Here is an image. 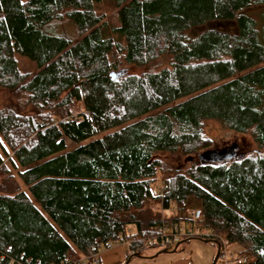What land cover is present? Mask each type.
I'll use <instances>...</instances> for the list:
<instances>
[{"label":"trees","instance_id":"1","mask_svg":"<svg viewBox=\"0 0 264 264\" xmlns=\"http://www.w3.org/2000/svg\"><path fill=\"white\" fill-rule=\"evenodd\" d=\"M263 9L264 0H0V264H71L107 243L125 244L129 259L150 245L165 251L159 230L178 225L199 235L177 245L224 236L247 264H264ZM126 66L148 71L109 76ZM205 120L254 151L179 169L168 158L209 147Z\"/></svg>","mask_w":264,"mask_h":264},{"label":"rangeland","instance_id":"2","mask_svg":"<svg viewBox=\"0 0 264 264\" xmlns=\"http://www.w3.org/2000/svg\"><path fill=\"white\" fill-rule=\"evenodd\" d=\"M264 13V9L262 10ZM261 10H251L249 15L255 18L257 21L260 20ZM111 14L107 15L109 18ZM264 18V15H263ZM60 24V25H59ZM257 30H259V25H256ZM55 31L57 33H62L66 35L73 34V27L70 23H56ZM198 28L194 34L188 37H193L200 32ZM203 29V28H202ZM148 71V67H136V66H126L119 67L118 70L113 73L117 74L116 78L128 76V75H139L142 72ZM8 95L0 90V106L7 100ZM264 105V101H263ZM76 111V110H75ZM114 129L100 132L94 135L92 138L85 140L79 144H84L92 139H97L103 135L113 131ZM200 137L209 141L210 145L207 149L200 152L198 158L194 155L189 157H183L180 155L174 158H168L176 163L179 169H184L191 164L199 161L200 164H216L220 163H230L234 161H239L252 153L255 149L254 144L251 140L244 135L236 134L232 131L226 130L221 127L217 122L212 120L202 121L200 124ZM70 147V143H66ZM79 144H75L77 146ZM72 147V146H71ZM162 178L161 174H157L156 181L153 185V189H157ZM195 203H190L188 208L195 207ZM173 244L168 246L164 251V248H160L156 245H150L144 248L136 257L125 258L120 264H211L212 260L217 251V246L213 242H206L201 239H190L179 243L177 246ZM125 249L127 254V248L125 244H120ZM227 251L233 253L234 260L230 261L229 264H241L240 256L237 255L239 251L238 247L232 245L227 246ZM125 254V255H126ZM214 264H222V262L217 259Z\"/></svg>","mask_w":264,"mask_h":264},{"label":"built area","instance_id":"3","mask_svg":"<svg viewBox=\"0 0 264 264\" xmlns=\"http://www.w3.org/2000/svg\"><path fill=\"white\" fill-rule=\"evenodd\" d=\"M184 214L194 221L197 216V212L195 209H185ZM160 234L162 236L161 244L163 246H171L173 244L178 243L181 240H184L185 238L195 237L198 236V230L195 226H182L178 225L175 226L173 229H171L169 232L161 228ZM217 249H218V259L222 262V264H229L230 261L234 260V256L230 251H227V241L224 236H219L217 239ZM114 246H117L116 243H107L105 247H101L100 245L91 246L84 256H82L79 260L71 263V264H98V255L102 251L109 250L113 248ZM2 259V255L0 253V260ZM7 264H21L20 262H14L12 260H8ZM67 262V260H66ZM63 262L60 264H68V262ZM240 262L247 264L249 260L246 257L240 258ZM38 264V263H36Z\"/></svg>","mask_w":264,"mask_h":264},{"label":"crops","instance_id":"4","mask_svg":"<svg viewBox=\"0 0 264 264\" xmlns=\"http://www.w3.org/2000/svg\"><path fill=\"white\" fill-rule=\"evenodd\" d=\"M125 249L122 246H114L109 250L99 253L97 259L98 264H120L124 259Z\"/></svg>","mask_w":264,"mask_h":264},{"label":"water","instance_id":"5","mask_svg":"<svg viewBox=\"0 0 264 264\" xmlns=\"http://www.w3.org/2000/svg\"><path fill=\"white\" fill-rule=\"evenodd\" d=\"M109 76H110L111 78H113V77H116L117 74L111 72V73L109 74ZM133 256L136 257L137 255H133ZM217 256H218V249H217V251H216V253H215V256H214V258H213L211 264H214V262L217 260Z\"/></svg>","mask_w":264,"mask_h":264}]
</instances>
